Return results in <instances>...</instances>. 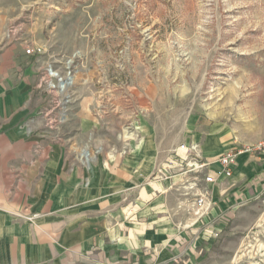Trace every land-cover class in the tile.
Masks as SVG:
<instances>
[{"label": "rangeland", "instance_id": "374dc122", "mask_svg": "<svg viewBox=\"0 0 264 264\" xmlns=\"http://www.w3.org/2000/svg\"><path fill=\"white\" fill-rule=\"evenodd\" d=\"M12 46L42 67L41 110L86 106L114 156L152 152L156 167L214 127L240 148L264 139V0H0V51ZM189 213H172L184 221L163 264H264V194L223 230L185 227Z\"/></svg>", "mask_w": 264, "mask_h": 264}, {"label": "crops", "instance_id": "0c3cea01", "mask_svg": "<svg viewBox=\"0 0 264 264\" xmlns=\"http://www.w3.org/2000/svg\"><path fill=\"white\" fill-rule=\"evenodd\" d=\"M14 50L19 49L0 51V264L171 261L178 241L168 232L184 221L172 213L191 208V195L184 194L188 177L175 170L169 179L149 182L168 155L155 167L152 152L126 158L107 152L94 141L95 123L84 105L66 110L62 118L44 113L37 92L42 67H20ZM193 143L199 161L207 163L200 178L210 173L216 179L208 184V213L199 219L189 213L184 226L223 230L229 223L244 224L248 208L264 194V160L242 151L225 177L217 157L241 148L217 127ZM129 201L138 221L128 224L131 228L124 222ZM33 214L32 220L25 218ZM126 228L131 236H125ZM143 247L149 250L140 256Z\"/></svg>", "mask_w": 264, "mask_h": 264}, {"label": "built area", "instance_id": "2783aa9c", "mask_svg": "<svg viewBox=\"0 0 264 264\" xmlns=\"http://www.w3.org/2000/svg\"><path fill=\"white\" fill-rule=\"evenodd\" d=\"M30 52L31 50L27 49V53ZM59 81V87L64 88V80L61 78ZM196 149L197 146L194 144H180L177 148L171 151L172 153L168 155V159L165 164L159 165L155 168L148 181L152 182L169 179L175 173V170H178L187 176L188 178L185 181L187 192L184 194L186 196L191 195L192 198L189 212L199 219L206 215L212 207L208 184L213 183L216 178L210 173L202 175L200 178V175L202 174L200 170L206 166L207 163H201L199 161ZM242 151L257 153L264 160V139L247 148H233L220 154L216 159V163L220 166L221 173L225 177H229L231 175L232 169L236 164V157ZM200 183L203 184L202 187L200 186ZM34 217H36V215L33 214L26 216L25 218L27 220H32Z\"/></svg>", "mask_w": 264, "mask_h": 264}, {"label": "bare ground", "instance_id": "6f19581e", "mask_svg": "<svg viewBox=\"0 0 264 264\" xmlns=\"http://www.w3.org/2000/svg\"><path fill=\"white\" fill-rule=\"evenodd\" d=\"M51 75H55V73H51ZM61 87H62V85H61ZM84 157H85V158H88V155L85 154Z\"/></svg>", "mask_w": 264, "mask_h": 264}]
</instances>
